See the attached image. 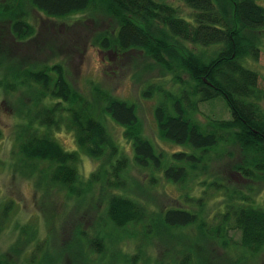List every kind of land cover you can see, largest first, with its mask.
I'll return each instance as SVG.
<instances>
[{
	"label": "trees",
	"instance_id": "1",
	"mask_svg": "<svg viewBox=\"0 0 264 264\" xmlns=\"http://www.w3.org/2000/svg\"><path fill=\"white\" fill-rule=\"evenodd\" d=\"M88 10L107 12L116 23L113 32L95 38V45L121 58L132 51L143 53L149 60L133 63L138 70L135 79L152 76L156 70L166 77L163 83L149 78L141 96L158 97L154 118L160 137L188 148L172 152L160 148L144 131L136 102L100 88L92 95L76 89L63 63L25 64L14 54L0 52V92L13 103L18 119L14 168L34 179L42 191L40 222L17 226L21 232L12 246L0 249V264H119L122 259L125 264H169L151 252L152 246L165 247L164 255L172 253L175 264H200L201 247L192 241L200 233L210 251H214L210 242H220L229 246L225 255L230 246L249 252L227 263L209 258L207 264H254L264 249V197L258 201L250 194L264 192L254 185V181L264 184V89L260 74L244 61L260 55L264 4L261 0H0V22L9 27L18 47L46 36L54 18ZM211 47L214 52L206 53ZM217 98L225 101L231 118L198 121L194 115L199 103ZM107 118L123 126L132 155L111 133ZM63 127L74 130L76 148L67 149L57 139L55 132ZM229 144L238 147L240 160L224 164L229 165L228 172L251 180L249 192L223 180L222 159ZM83 155L98 162L87 175L79 168ZM133 167L148 174L149 183L140 185L141 193L161 177L183 183L194 172L203 175L202 194L193 197L198 207L150 208L132 192L138 186ZM210 188L225 194L215 218L203 211ZM58 193L62 205L55 209ZM43 197L46 204L41 203ZM14 202L11 198L0 209V232ZM90 205L98 213L93 226L87 227L79 214L83 209L84 218ZM236 229L240 243L232 242L229 234ZM173 232L182 234L183 246L169 243ZM124 235L136 237V253L121 249ZM53 243L57 256L42 263L40 257L46 258Z\"/></svg>",
	"mask_w": 264,
	"mask_h": 264
},
{
	"label": "rangeland",
	"instance_id": "2",
	"mask_svg": "<svg viewBox=\"0 0 264 264\" xmlns=\"http://www.w3.org/2000/svg\"><path fill=\"white\" fill-rule=\"evenodd\" d=\"M261 2L264 4V0H261ZM179 4L181 7L183 6V9L186 11V6L181 4V2ZM174 5H178V1H176ZM39 17L40 20L41 18L48 20L46 17ZM49 25V29L45 27L46 36L37 37L35 40L22 43L20 46L17 44L18 47H16L9 27L0 22V52L7 56L14 54L21 63L25 64L27 62L37 64L63 63L67 76L76 89H80L86 94L92 95L95 88H100L103 91H108L113 96L136 102L144 131L148 136L154 137L155 140L158 141L160 148H165L168 152L188 148L185 145H180L160 137L154 118V108L158 103V97L143 98L141 96V92L145 87V82L149 78H152L157 83H163L167 80L166 77H162L163 73H159V71L156 70L152 76L144 77L140 80L135 79V73L138 70L134 67L133 63L137 60L141 61L142 58L144 59L143 53L140 55L132 51L121 58L118 54H115V52H109L94 44V40L97 36L107 34V32H113L116 23L110 14L104 11L93 13L88 10L73 14L67 18H54L53 23L49 21ZM205 51L206 53H212L214 52V48L211 47L205 49ZM18 54H20V56H18ZM148 60L149 59L145 58L141 62L145 63L148 62ZM244 62L248 67L256 70L260 74L259 84L264 89V42L261 45L259 57L257 59L246 58ZM183 77L187 79L188 75L184 74ZM165 85L168 86L167 83ZM198 106V112L195 113L194 116L200 122H207L208 117L219 119L231 118L230 111L225 101L221 98L200 102ZM17 122L18 119L15 115L13 103L5 99V95L0 92V209L5 201L11 198L15 199L13 212L6 223H4V227L0 232V249L2 250L11 247L12 243L20 234L21 230L17 227L19 224L21 225L25 222H40L41 220V218L37 216V210H40V201L38 197L42 191L37 190L34 179L22 175L14 168L16 161L13 155V150L15 148L14 127ZM105 124L108 126L111 133L118 140H121L124 149L132 155L133 146L131 142L124 137L123 126H120L110 118L105 120ZM55 135L67 149H74L77 147L74 130L63 127L56 131ZM227 148L228 149L223 154L222 164L227 161L231 166L233 163L240 160V150H238L237 146L232 144L227 145ZM97 164L98 162L96 159L91 156L83 155L79 162V168L81 172L87 175L91 170L96 168ZM228 169L229 165L226 166L224 164L221 172L222 174L224 173L223 180L229 183L231 187H239L249 192L248 184L251 180H246L243 177L235 175L233 172H228ZM213 170L216 171V168L214 167ZM131 174L138 179L137 182L135 181L138 186H136L137 188L133 189L132 192L149 202L150 208L155 207L160 210L170 207H198V203L193 197H198L202 194L203 187L200 182L204 179L203 175L194 172V175H190L183 183H177L161 177L155 186H150L148 190H145L146 193H141L140 185L149 183V180H147L148 174L146 173L145 176V173L139 167H133ZM254 185L259 191L264 189V184L262 182L254 181ZM259 193L256 191L250 192L258 201H263L264 192L261 194ZM224 198L225 194L223 190L208 189L206 197H204L203 200L205 202L204 214L207 215L206 211H209L213 215V218H215V214L222 208V200ZM58 200V202L54 203L56 204L55 209H60L62 205V197L59 193ZM47 202L48 199L43 197L41 203L46 204ZM82 211L83 209L79 214L82 223L87 227L93 226L98 209L90 205L88 210L84 211V218L81 216ZM210 219H212V217ZM54 221L55 220L52 222L54 223ZM128 227L131 228V225ZM192 229L195 230V227L187 228L186 230ZM112 233L114 235L115 232ZM229 234L233 236L232 242L235 243V241H237L240 243L241 233L239 230H230ZM53 235L54 234H50L54 240ZM108 238H110V236ZM168 238L169 243L175 244L177 247L183 246L186 242L181 233L176 234L173 232L168 235ZM203 238L204 236L202 237V233H200V236L195 235L192 240L201 247L199 253L200 264H207L209 258L210 261L217 258L218 261L227 263L230 260L236 259V257L244 258V255H249V252L243 247H238L236 251V249H234L235 246H230L229 249L231 251H228L225 255L226 249L229 246L220 242H210V245L214 249V251H210L209 245L203 241ZM136 240L135 236L124 235L121 240V249L124 252L136 253ZM150 249L151 252L160 259L165 257L164 259L168 260L169 264H175V261L171 258L172 253L164 255L163 251L165 247L157 248L152 246ZM54 254L57 256L58 250L56 251L53 243L50 245L49 254L47 253L46 258L40 257L39 261L46 263L52 259ZM119 264H125V261L122 259L119 261ZM254 264H264V249L258 253L257 261L254 262Z\"/></svg>",
	"mask_w": 264,
	"mask_h": 264
}]
</instances>
